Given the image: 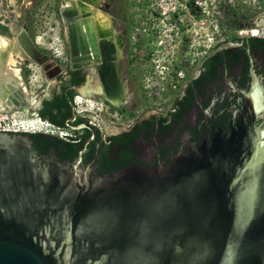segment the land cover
Here are the masks:
<instances>
[{"label":"water","instance_id":"95a60500","mask_svg":"<svg viewBox=\"0 0 264 264\" xmlns=\"http://www.w3.org/2000/svg\"><path fill=\"white\" fill-rule=\"evenodd\" d=\"M86 10L81 2L59 10L69 35L76 20L82 53L79 16ZM15 34L16 47L47 80L61 74L23 30ZM71 50L77 53L75 44ZM92 50L111 99L113 43L102 39ZM7 85L0 78V91L12 103L2 102L1 113L38 117L40 104L21 87ZM243 94L248 113L256 116L264 99L258 82ZM7 132L17 131L0 130V264H264L262 129L250 133L249 153L239 165L235 150L204 147L183 151L167 165L127 166L111 177L96 176L94 162L78 166L81 157L71 167L42 168L30 141Z\"/></svg>","mask_w":264,"mask_h":264},{"label":"rangeland","instance_id":"374dc122","mask_svg":"<svg viewBox=\"0 0 264 264\" xmlns=\"http://www.w3.org/2000/svg\"><path fill=\"white\" fill-rule=\"evenodd\" d=\"M62 1L0 0V35L14 42L17 36L11 28L23 30L37 52L64 68L69 41L59 15ZM93 10L109 17L112 28L124 25L134 40L143 36L144 42L156 43L151 45L157 47L154 64L149 60L129 67L135 72L125 77L131 95L128 104L109 108L100 97L84 98L81 89L87 81L77 89L75 115L103 134L109 132V127L127 128L147 111L167 112L173 100L182 96L184 86L198 75L201 62L220 49L235 46V38L253 34L264 38V0H98ZM89 11L92 17L93 11ZM154 65L160 67L151 74ZM18 69L34 104H40L59 86L56 80H47L30 58L20 61ZM178 70L183 71V79L177 77ZM28 120L35 131L59 135L60 131L50 123L17 112H0V129ZM146 146L151 148L147 143Z\"/></svg>","mask_w":264,"mask_h":264},{"label":"trees","instance_id":"16d2710c","mask_svg":"<svg viewBox=\"0 0 264 264\" xmlns=\"http://www.w3.org/2000/svg\"><path fill=\"white\" fill-rule=\"evenodd\" d=\"M234 42L235 46L220 49L201 62L197 77L187 83L183 96L174 100L171 111L163 117L150 116L129 132L103 139L102 133L95 127L70 129L82 125L86 120L75 115L73 105L76 95L73 87L81 84L82 79L75 82L69 79L42 100L39 111L40 119L69 134L65 139L45 133H7L27 138L35 158H41L42 168L54 163L73 165L81 157L85 166L94 162L93 171L98 177H111L127 166H148L135 158L131 143L142 132L144 139L155 140L154 129L159 138L187 131L189 140L183 143L175 139L170 146H161L153 166H157L158 161L167 165L183 151L201 150L204 147L210 150L222 148L227 153L235 150L234 163L239 165L249 153L251 141H247V136L253 126L250 121L245 125L240 121L242 113L239 110L235 111L237 116L231 125L229 108L241 98L231 86L236 90L248 89L253 70L261 76L264 93V38L237 37ZM207 112L210 113L208 116ZM193 116L195 119L192 123ZM219 123L222 125L221 132L217 129Z\"/></svg>","mask_w":264,"mask_h":264},{"label":"flooded vegetation","instance_id":"af4514ba","mask_svg":"<svg viewBox=\"0 0 264 264\" xmlns=\"http://www.w3.org/2000/svg\"><path fill=\"white\" fill-rule=\"evenodd\" d=\"M108 4V3H106ZM85 5V4H84ZM90 13V11L84 12V16H82L83 18H80L79 16V20L81 22V26L83 25V27H85L86 24V19L89 18L92 24V19L88 16ZM80 15V14H79ZM67 23L66 25L63 24L65 26V28L67 29ZM73 26V31L72 34L70 33V35L73 37V39L71 40L69 32L67 30V34H68V41H69V57L65 58V62H64V68H61V74L58 75L54 80H56L58 82L59 85L63 84L64 82H67L69 79L73 82H75L78 79H82V83L79 85H75L74 91L76 92L78 88L81 87V85L84 83V81H87V90L89 91L91 96H96V97H100L102 99V104L105 105L106 107L109 108H115L114 106H112L111 103V99H119L120 101H122L123 103H125L124 100V86H126V88L128 89L126 83L127 81L125 80L126 76H132L134 74V72H132V69H130V66H135L133 63L135 64H144V62L146 61H151L153 64L156 61L153 57L156 55V46H152L151 44L155 45L156 43H149L147 40L144 42V38L143 36H140L138 38V40H134L133 36L131 33H129V31L127 32L125 26L123 25V28H119V29H115L112 28L111 26V32L110 35L107 37H98L96 30H95V26L94 24L91 25V28L88 31H85L84 36H85V42H86V53H82V49H81V44H80V40H79V35H78V31L76 28V20H73L72 23ZM115 31L117 32V34L119 35L118 38L115 39L114 37V33ZM96 33V34H95ZM89 35V37H88ZM108 40L111 41L113 43V50L112 53L109 54V57L111 58V63L113 64L112 70H108L107 71V81H108V92L111 96V99L106 98L104 92H103V87L101 85L100 79H99V75L97 72V59L98 54L97 52H93L92 50V46L94 48L98 47L99 42L102 40ZM118 39V40H117ZM122 43V44H121ZM75 44V46L77 47V53L74 52V55H72V50H71V45ZM135 45V46H134ZM121 48V52L120 49ZM182 61V56L180 54V62ZM160 65H154L149 73L151 74H156L155 69L159 68ZM183 77L181 79L184 78V73ZM251 82L249 84L248 89H235V87L231 86V88L233 89V92H237L239 95H241V98L237 99V101L235 102V104H232L231 107L229 108V111H231V125L234 122V118L235 116H237V112L238 111L240 113H242V117H241V122L244 123L245 122H249L252 123L253 129L249 132L248 135V139L252 138L250 137V133L253 132V130H257V129H262L263 133H264V99H262V101L259 102V107H260V112L254 116L253 114H249L248 112H250V109L248 107L247 102L245 101L244 98V94L243 91H249L252 83L254 80H256L259 84V87L261 88V93L264 96L263 93V85L260 82L261 76L256 75L254 73V71H251ZM197 77V76H196ZM184 81V80H183ZM185 91V86L184 89L182 90V96L184 94ZM99 92V93H98ZM180 96V97H182ZM119 97V98H118ZM178 97V98H180ZM177 99V98H176ZM175 100V99H174ZM174 100L171 104L170 109L167 111H171L174 106ZM243 100V103L241 102ZM238 103V104H237ZM125 105V104H123ZM41 109V103L39 105V109H38V115H39V111ZM99 109V108H97ZM167 112H157L154 110H150L145 112L144 114H142L141 116H139L138 118H136L132 124L130 126H128L127 128H113V127H109L107 130H109V132L103 134L102 132V136L103 139L105 137L111 136V135H120L124 132H129L133 129V127L136 124H141V122L144 119H147L150 116H156V117H163L165 116V114ZM210 113L207 112L206 115L208 116ZM39 117V116H38ZM244 118H246V121L244 120ZM191 122H194L195 117L193 116V118H191ZM207 123V120L205 121ZM247 122V124H249ZM82 125H84V127L91 128L95 127L92 124H90V122L88 123V121L86 120ZM96 128V127H95ZM97 129V128H96ZM218 132H221L222 130V125L219 123L218 127ZM98 130V129H97ZM118 130V131H117ZM204 131L206 132V128L204 129ZM152 131H149V133H151ZM154 136L155 140L152 141H148L147 139H144L143 136V132L142 133H138V137L132 141L131 143V147L133 149V151L135 152V158L141 162V163H145L148 166H153L152 163L153 161L156 159L157 157V152L158 149L161 146H170L172 144V142L175 141V139H178L181 142H185L187 140H189V136H188V132L184 131L178 135H176L175 133L170 134V135H166L165 137H161L159 138L157 130L154 129ZM247 132H245V135H247ZM144 143L145 146L139 147L138 144ZM146 143L149 144L151 146L150 149H148V147L146 146ZM149 151V153H148ZM158 161V160H157ZM159 164H163L161 161L157 162V165ZM68 167H71L72 164H64ZM80 166L84 167L85 165L82 163V160L80 162ZM146 166V167H148Z\"/></svg>","mask_w":264,"mask_h":264},{"label":"bare ground","instance_id":"6f19581e","mask_svg":"<svg viewBox=\"0 0 264 264\" xmlns=\"http://www.w3.org/2000/svg\"><path fill=\"white\" fill-rule=\"evenodd\" d=\"M77 2H81L82 4H85L88 10L93 11L92 17L91 16L89 17L92 19V24H94L95 26L97 36L98 37L109 36L111 32L110 31L111 22H110L109 17H107L106 15L98 11L93 10V8H96V6L98 5V0H63L61 2L60 7L62 8L71 7L73 4L76 5ZM85 21H86L85 27H83L82 25V30L84 32L88 31L92 25L89 18H87ZM11 31L15 32V28H11ZM252 36H256V35L253 34ZM114 37L115 39L119 37L116 31L114 33ZM13 41L14 42H12L11 40H8V38H6L3 35H0V78H2L3 81H7L8 85H11L13 87H21L26 94H29L26 88V85H25V81L22 77V74L20 70L18 69V64L20 61L24 59V54L26 53H24L23 51H21L19 48L16 47L15 43H18V45L20 44V40H18V38H14ZM119 50L121 52V48ZM1 74L3 77L1 76ZM3 83L6 84L5 82ZM3 90L4 89L0 91V112L3 110L2 108L3 103H5L8 106L12 105L9 98H7L6 93H4L5 91L3 92ZM81 94L83 95L84 98H89V96H91L89 91L87 90V87L85 86L83 89H81ZM124 97H125L124 98L125 103H123L119 99H111L110 104H112V106L114 107L119 108V106L121 107V105L123 104L126 105L130 102L131 95L128 92V89L126 88V86H124Z\"/></svg>","mask_w":264,"mask_h":264},{"label":"built area","instance_id":"2783aa9c","mask_svg":"<svg viewBox=\"0 0 264 264\" xmlns=\"http://www.w3.org/2000/svg\"><path fill=\"white\" fill-rule=\"evenodd\" d=\"M182 73H183L182 70H178V72H177V77H178L179 79H181V78L183 77V74H182ZM55 128H56L57 130L60 131V132H59V135H58L60 138L65 139V138L68 136V134H67L66 131H64V130H62V129H58L57 127H55ZM35 129H36V128L34 127V124H31V123L29 122V120H28V121H22V122H18V123L13 122V123H12V128H2V129H0V130L31 133V132H34Z\"/></svg>","mask_w":264,"mask_h":264},{"label":"clouds","instance_id":"9594fccd","mask_svg":"<svg viewBox=\"0 0 264 264\" xmlns=\"http://www.w3.org/2000/svg\"><path fill=\"white\" fill-rule=\"evenodd\" d=\"M73 103L75 104V97L73 99ZM45 121V120H44ZM39 122H42L41 120ZM45 123H48L47 121ZM51 125V124H50ZM53 126V125H52ZM31 133H45V134H49L48 132H45V131H41V130H37V131H34V132H31Z\"/></svg>","mask_w":264,"mask_h":264}]
</instances>
